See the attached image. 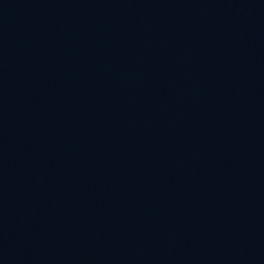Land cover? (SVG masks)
<instances>
[{"label": "water", "instance_id": "obj_1", "mask_svg": "<svg viewBox=\"0 0 264 264\" xmlns=\"http://www.w3.org/2000/svg\"><path fill=\"white\" fill-rule=\"evenodd\" d=\"M0 264H264V0H0Z\"/></svg>", "mask_w": 264, "mask_h": 264}]
</instances>
